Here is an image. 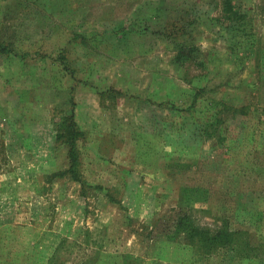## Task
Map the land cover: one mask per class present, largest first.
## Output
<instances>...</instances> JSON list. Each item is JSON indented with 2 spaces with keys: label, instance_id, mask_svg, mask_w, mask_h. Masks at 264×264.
Wrapping results in <instances>:
<instances>
[{
  "label": "rangeland",
  "instance_id": "rangeland-1",
  "mask_svg": "<svg viewBox=\"0 0 264 264\" xmlns=\"http://www.w3.org/2000/svg\"><path fill=\"white\" fill-rule=\"evenodd\" d=\"M0 25L30 51L0 60L1 261L38 264L89 229L133 264H191L162 234L185 188L195 225L264 244V0H0ZM72 110L83 196L47 181L68 166L56 129ZM234 252L197 264H264Z\"/></svg>",
  "mask_w": 264,
  "mask_h": 264
},
{
  "label": "trees",
  "instance_id": "trees-1",
  "mask_svg": "<svg viewBox=\"0 0 264 264\" xmlns=\"http://www.w3.org/2000/svg\"><path fill=\"white\" fill-rule=\"evenodd\" d=\"M0 25V55L8 54L10 51V42L3 39L1 34L2 29ZM180 38H173L175 47L179 48V52L185 50L187 47L182 45ZM180 42V43H179ZM186 45V44H185ZM190 53V49L186 50V54ZM64 59V57H62ZM65 62V61H64ZM73 111V110H72ZM209 127L205 129V135H209ZM56 139L59 140L67 150L68 166L66 169L53 173L47 181L51 184L58 178L69 177V179L77 182L81 186L82 194H86L90 186L89 183L83 178L81 171V151L79 142L85 136L81 127L75 121L74 111L68 113V116H63L59 127L56 131ZM98 189H102L98 187ZM198 189H182L180 192L179 201L180 204L185 205V209H181L178 215H175L170 220V223L162 230V234L165 235L166 240L170 243L177 244L182 249H188L190 252L191 264L204 263L209 261L211 257L218 253L220 250L225 251L228 249L234 250V255L241 259H249L252 256H264V244L259 246H253L250 240L246 238V235L241 231H230L231 225H224L218 229H204L193 223V219L190 217L189 205L185 200L191 196L192 200ZM200 190V189H199ZM109 195V193H107ZM200 199L207 200V194L202 193ZM111 202H115L112 198ZM191 200H189L190 202ZM179 204V205H180ZM193 208V207H192ZM157 226V225H156ZM0 227H4L0 224ZM147 230V228H146ZM85 239L82 242L77 240L71 241L67 236H57L59 242L54 244L53 241L47 244L46 252H49L47 257L42 259H33L39 261L38 264H133L134 261L129 260V256L123 255L120 252L113 253L105 247V241L108 240V234L102 237H93L94 233L89 229H86ZM2 230H0V235ZM153 234V230L149 231V235ZM1 241V237H0ZM78 249V251H77ZM2 251H5L1 247ZM259 252V253H258ZM74 256L71 261L67 256ZM3 258V257H2ZM6 262L0 260V264H12V262ZM34 262L33 263H37ZM14 264V263H13ZM144 264V263H143Z\"/></svg>",
  "mask_w": 264,
  "mask_h": 264
},
{
  "label": "crops",
  "instance_id": "crops-1",
  "mask_svg": "<svg viewBox=\"0 0 264 264\" xmlns=\"http://www.w3.org/2000/svg\"><path fill=\"white\" fill-rule=\"evenodd\" d=\"M13 52V51H12ZM12 52H9L8 54L9 55H7V54H5L4 56L3 55H1L0 56V60H2L3 61V63H5L6 61H7V59H8V56H11L13 59H14V61H12L14 64H16V65H19V67H21L22 66V68L25 66V55L26 54H28L30 51H29V49H25V50H23V51H14V54H12ZM7 55V56H6ZM14 55V56H13ZM5 56H6V58H5ZM4 57V58H3ZM55 62V61H54ZM10 79V78H9ZM6 80H8V79H6ZM81 87V86H80ZM88 88V87H87ZM89 89V88H88ZM19 90H21V89H18L17 90V93L19 92ZM33 90H35V89H33ZM37 91V90H36ZM33 93H34V95L35 96H37L38 94H39V91L38 92H34L33 91ZM79 100V99H78ZM55 101H53V103H54ZM79 102V101H78ZM77 103V102H76ZM56 106H57V104H56ZM100 106H101V104H100ZM81 107V104H79V103H77V107H76V109L78 108H80ZM51 108H53V107H51ZM50 108V109H51ZM51 111V110H50ZM79 116V115H78ZM77 116V117H78ZM75 121H76V115H75ZM77 122V124H79V126L81 127V130L84 132V134H85V136H86V133H87V129L84 127V126H82L78 121H76ZM40 123V122H39ZM57 130V129H56ZM85 136L83 137V139L79 142V147H80V151H81V162H82V165H84L83 164V148H82V141L85 139ZM68 164V163H67ZM83 178L87 181L88 179H86L85 178V176H84V172H83ZM73 181V180H72ZM73 182H75V181H73ZM77 183V182H76ZM87 183H89L88 181H87ZM78 184V183H77ZM79 185V184H78ZM91 185V184H90ZM80 186V185H79ZM81 187V186H80ZM98 187H100L101 188V186H95V189H98ZM82 196H83V194H82V192L80 193ZM107 195V194H106ZM106 242H107V240L104 242L105 244H106Z\"/></svg>",
  "mask_w": 264,
  "mask_h": 264
}]
</instances>
